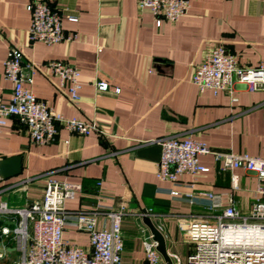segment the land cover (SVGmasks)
<instances>
[{"label":"crops","instance_id":"crops-1","mask_svg":"<svg viewBox=\"0 0 264 264\" xmlns=\"http://www.w3.org/2000/svg\"><path fill=\"white\" fill-rule=\"evenodd\" d=\"M46 1L61 12L64 32L76 38L54 46L30 42L31 0H0V100L7 102L12 92L3 66L9 48L17 47L35 67L32 93L66 119L95 123L104 135L80 136L58 127L54 142L40 146L30 143L16 120H8L0 133V161L21 157V173L0 180V203L17 209L39 201L49 180L76 185L80 190L66 201L67 213L92 212L98 204L124 208L121 264H146L142 243L151 234L145 217L161 232L172 264H187L193 245L183 240L186 228L199 216L221 214L229 196L241 214H248L258 197L257 179L242 169L221 171L214 156H199L207 171L196 176L191 191L220 196L221 207L208 213L205 198L201 204L171 199L174 186L156 177L157 141L190 137L216 153L264 158V91L235 83L232 94H215L199 92L190 82L193 69L217 46L243 67L264 66V0H189L182 18L159 27L148 10L139 11L136 0ZM52 61L79 71L76 106L53 85ZM101 82L108 85L106 92L96 90ZM190 182L183 175L176 189L189 192L183 185ZM148 210L149 216L141 215ZM18 221L17 215L2 217L0 229L13 230ZM108 225L104 216L97 218L98 229ZM62 239L90 249L88 234L72 227ZM0 243V264H18L21 254L12 235H0Z\"/></svg>","mask_w":264,"mask_h":264},{"label":"built area","instance_id":"built-area-1","mask_svg":"<svg viewBox=\"0 0 264 264\" xmlns=\"http://www.w3.org/2000/svg\"><path fill=\"white\" fill-rule=\"evenodd\" d=\"M136 4L139 11L148 10L154 16L157 27L163 21H178L190 8L189 0H136ZM27 9L31 18L28 29L30 42L54 46L75 40L76 34L64 32L61 12L46 0H31ZM68 20L75 22L77 18L69 17ZM48 68L55 88L65 92L68 102L76 106L80 101L79 71L57 61L49 62ZM34 73L35 67L24 59L21 51L17 47H10L3 66V78L12 83V92L7 102L0 100V133L7 121L14 119L34 145L54 142L58 127L80 136L92 132L104 135L95 123L66 119L38 99L29 88L33 84ZM190 82L199 92L211 90L215 94L219 91L232 94L235 83L248 90L264 91V66L243 67L223 46H217L193 69ZM95 87L99 92L108 90V85L103 82ZM118 92L115 90V94ZM157 142L161 147V157L156 177L174 186L168 196L190 204H201L200 200L205 198L209 201L205 206L208 213L221 207V201L218 195L191 191L196 176L207 171L198 164L199 156H214L216 161L221 162V171L242 169L253 173L257 179L258 197L248 214H241L229 196L228 206L221 214L199 216L186 228L183 240L193 245L187 264H264V158L216 153L205 143L190 137L179 139L165 136ZM183 175L192 179V182L183 185L189 190L186 193L176 189L181 186L179 178ZM231 189H238L236 175L231 177ZM79 190V186L49 180L39 201L17 209L0 203V218L11 214L19 217L13 230L7 227L0 229V235L4 238L12 235L21 254L18 264H121L124 208L114 210L98 204L92 212L67 213L66 201L73 199ZM149 213L150 210L141 215L149 216ZM99 216L109 221L108 227L97 228ZM67 227L87 233L90 249L65 244L62 236ZM142 245L146 264H166L156 250L151 235L144 238Z\"/></svg>","mask_w":264,"mask_h":264},{"label":"water","instance_id":"water-1","mask_svg":"<svg viewBox=\"0 0 264 264\" xmlns=\"http://www.w3.org/2000/svg\"><path fill=\"white\" fill-rule=\"evenodd\" d=\"M21 157H12L0 161V180H7L20 175ZM144 225L148 228L153 241L156 243V250L162 256L166 264H172L171 259L166 251L165 240L161 232L152 224L149 218H143ZM2 251L0 243V252Z\"/></svg>","mask_w":264,"mask_h":264},{"label":"trees","instance_id":"trees-1","mask_svg":"<svg viewBox=\"0 0 264 264\" xmlns=\"http://www.w3.org/2000/svg\"><path fill=\"white\" fill-rule=\"evenodd\" d=\"M2 224V222H0Z\"/></svg>","mask_w":264,"mask_h":264}]
</instances>
